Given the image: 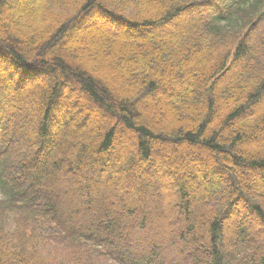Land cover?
Instances as JSON below:
<instances>
[{
    "label": "trees",
    "instance_id": "obj_1",
    "mask_svg": "<svg viewBox=\"0 0 264 264\" xmlns=\"http://www.w3.org/2000/svg\"><path fill=\"white\" fill-rule=\"evenodd\" d=\"M95 14L115 29L74 41ZM0 63V264H264V0H0ZM63 167L88 203L89 184L106 190L82 225L61 216L51 176ZM162 169L190 222L174 261L145 243L144 209L127 223L110 204L116 192L131 215L142 197L98 176L141 187Z\"/></svg>",
    "mask_w": 264,
    "mask_h": 264
},
{
    "label": "rangeland",
    "instance_id": "obj_2",
    "mask_svg": "<svg viewBox=\"0 0 264 264\" xmlns=\"http://www.w3.org/2000/svg\"><path fill=\"white\" fill-rule=\"evenodd\" d=\"M14 1L12 2V6ZM93 21H88L84 27H80L73 29L72 33L74 35V41L80 43H89L93 40L95 37L96 32L102 29V30H113L115 29V25L109 22L108 19L104 18L102 15L95 14ZM185 23L181 24L182 26ZM180 25V26H181ZM178 27L176 25H171L170 30H175ZM122 30H125L122 28ZM127 31V30H126ZM5 70V67L3 64L0 63V74L2 71ZM184 89L186 88V84L183 83ZM68 85H63V91L68 96H74L76 97L77 90H71L69 92ZM31 97V101L34 104H38L37 99L34 97L32 93L33 86L32 84H27L25 88ZM24 93H20L15 98L11 99V103L13 104H21L24 103ZM164 92H160L159 95L156 97L157 102L164 103L162 99H164L163 95ZM7 97H11V95L7 94ZM65 98V97H64ZM165 101V100H164ZM99 110H101L99 107H95V112L99 113ZM102 114L105 115V112ZM82 119L80 115H78ZM23 118L28 119L35 123V117L33 115V109L32 107H28V110H26L25 113H23ZM123 134L127 136L126 142L129 143L131 134L127 133L126 131H122ZM75 135V133H74ZM72 137V136H71ZM71 140V139H69ZM69 148L63 147L62 153L63 156L67 155L69 153ZM203 158V155L202 157ZM207 158V157H206ZM191 158L185 159L184 162L187 164L188 168L194 173L195 171L201 172V170L204 169V166L198 165L195 163V161ZM158 160V159H157ZM156 160V161H157ZM111 163L114 166H119L120 163L112 160ZM122 165V164H121ZM170 166V165H169ZM165 170L162 169L160 174H152L147 173L143 177V180L146 182L144 186H138L136 187L135 182L132 180L133 178H130L131 174L126 173L125 171L123 173H118L116 175L114 172L109 171L106 173L99 174L100 179H104L103 175L106 174L107 177L110 179L113 177L117 182L116 188L114 190H119V192L122 194H128L130 192L133 193L136 192V194L140 195L142 197L141 200H138V205L135 207L133 213L131 215L128 214V212L123 209V207H118L117 202L121 198L116 192L114 193V200H110V204L112 205V210L117 216H121L125 222L129 223L131 220L137 221L139 218L138 211L144 209L147 213V225L143 229L144 236H145V243L148 242H156L159 245L165 246L164 251L162 250V257L165 261H174L179 256H183L184 253H182L179 249L180 244H177V242L180 241V235L185 233L187 231L188 226L190 222H185L184 216L182 215L180 211V207L176 206L178 198H177V192H178V185L175 181L168 175L165 174ZM87 176L91 177L90 173H86ZM195 174V173H194ZM74 172H68L66 167H63L62 169H59L54 176H51L52 183L55 187L59 189V199L60 201L65 205V209L62 211V218L63 220H67V223L69 222H76L78 225L83 224V216L86 215V213H91L97 210L98 206H100L99 199L101 196L106 194V190L103 187L98 188L97 184H89L90 192L92 193L91 196L96 198L97 203H88L83 197L84 191L81 189V183H78L77 176H74ZM95 175V174H94ZM26 176V175H25ZM83 177V176H82ZM251 179L256 180L255 177L250 176ZM27 179V178H26ZM180 180V179H179ZM59 181H63L64 184H59ZM178 182V181H177ZM225 181L221 180V183H219V186L224 185ZM154 185L157 191L155 193L151 190V186ZM81 186V187H80ZM207 187L205 191L210 192L211 190L221 188L219 187ZM139 189V190H138ZM48 190V188H46ZM204 198V195L202 193L196 192L194 190H191L189 192V200L192 205H199V202ZM101 207V206H100ZM192 208V206H190ZM190 209V208H189ZM243 220V219H241ZM230 221V220H228ZM201 226L204 223L202 220H200ZM241 224V221L237 223V227H239ZM204 225V224H203ZM200 227L191 228V236L198 238L200 237ZM253 229L259 231L261 234L263 233L262 227L259 223L253 225ZM252 227V226H251ZM180 243V242H179ZM144 249V247H143ZM160 252V251H159ZM238 256L239 253H235L234 256Z\"/></svg>",
    "mask_w": 264,
    "mask_h": 264
}]
</instances>
